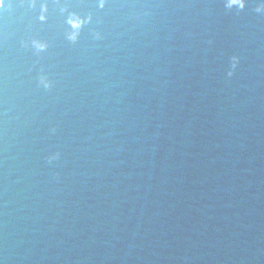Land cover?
<instances>
[{"label":"water","instance_id":"water-1","mask_svg":"<svg viewBox=\"0 0 264 264\" xmlns=\"http://www.w3.org/2000/svg\"><path fill=\"white\" fill-rule=\"evenodd\" d=\"M47 2L0 16V264H264V0Z\"/></svg>","mask_w":264,"mask_h":264},{"label":"clouds","instance_id":"clouds-1","mask_svg":"<svg viewBox=\"0 0 264 264\" xmlns=\"http://www.w3.org/2000/svg\"><path fill=\"white\" fill-rule=\"evenodd\" d=\"M55 3L59 4L60 0H55ZM27 4L28 7H30L32 10H35L37 8V5H40L41 8V14L39 19L43 22L46 21L47 19V13H48V9H49V4L47 2V0H27ZM239 6L240 8H243L245 5L243 3V0H228L227 6L229 8L234 7V6ZM107 6V0H101L100 3V7L104 8ZM13 9V3L12 0H0V16L6 14V13H10ZM258 11H264V9H258ZM97 38L99 37V34L97 33ZM79 37V33H75L69 36V39L73 42H76L78 40ZM22 47L27 48L29 46V43L27 40H24L21 42ZM32 45L37 49V50H41L44 46L39 45L36 41H32ZM239 65V60L238 58L234 59V63H233V68H237ZM41 85L46 88V89H50L52 87L51 83L47 80L46 77H41L40 80ZM52 131L55 132L56 129L52 128ZM59 158V154H57L56 157H54L53 159H58ZM49 162H51V160H49Z\"/></svg>","mask_w":264,"mask_h":264}]
</instances>
